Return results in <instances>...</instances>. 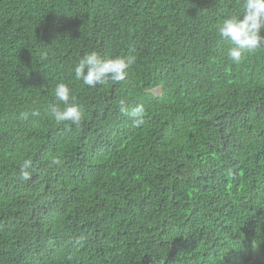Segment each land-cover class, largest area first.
I'll return each mask as SVG.
<instances>
[{"label": "trees", "instance_id": "trees-1", "mask_svg": "<svg viewBox=\"0 0 264 264\" xmlns=\"http://www.w3.org/2000/svg\"><path fill=\"white\" fill-rule=\"evenodd\" d=\"M243 3L0 0V264H264V46L219 36ZM92 51L135 61L89 87Z\"/></svg>", "mask_w": 264, "mask_h": 264}, {"label": "clouds", "instance_id": "clouds-1", "mask_svg": "<svg viewBox=\"0 0 264 264\" xmlns=\"http://www.w3.org/2000/svg\"><path fill=\"white\" fill-rule=\"evenodd\" d=\"M262 30H264V0H244L243 14L225 19L219 27V36L231 43L232 47L228 49V57L233 62L239 63L246 53L264 46ZM124 57L105 53H102L101 57L96 51L87 53L80 58L74 68L75 78L89 87L104 84L109 80L113 82L124 81L128 76L129 68L135 61L133 56ZM156 89H160V86L154 88L153 91L155 92ZM54 92L56 99L62 102L65 107L61 109L58 106H52L51 116L57 123L71 122L78 125L84 118V112L79 105L69 104V101L74 99L69 86L65 83H59ZM119 110L129 114L123 101L120 102ZM144 112L143 105H138L131 111L130 115L135 126L143 123ZM33 115H39V113L33 112ZM31 166L30 160H25L20 166V178L22 180L31 178L29 172Z\"/></svg>", "mask_w": 264, "mask_h": 264}, {"label": "rangeland", "instance_id": "rangeland-1", "mask_svg": "<svg viewBox=\"0 0 264 264\" xmlns=\"http://www.w3.org/2000/svg\"><path fill=\"white\" fill-rule=\"evenodd\" d=\"M155 92L159 94L160 93V89H156Z\"/></svg>", "mask_w": 264, "mask_h": 264}]
</instances>
